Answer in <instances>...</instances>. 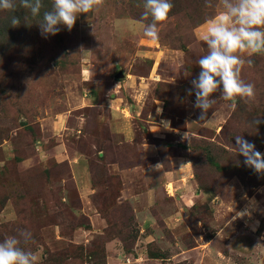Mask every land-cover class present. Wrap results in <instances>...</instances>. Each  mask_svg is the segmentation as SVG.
<instances>
[{
    "label": "rangeland",
    "instance_id": "rangeland-1",
    "mask_svg": "<svg viewBox=\"0 0 264 264\" xmlns=\"http://www.w3.org/2000/svg\"><path fill=\"white\" fill-rule=\"evenodd\" d=\"M209 2L172 0L158 40L144 0H105L47 38L52 0L0 10V241L31 232L39 264H264V175L234 148L242 135L264 154V54L241 71L255 100L218 91L201 121L187 90Z\"/></svg>",
    "mask_w": 264,
    "mask_h": 264
},
{
    "label": "clouds",
    "instance_id": "clouds-1",
    "mask_svg": "<svg viewBox=\"0 0 264 264\" xmlns=\"http://www.w3.org/2000/svg\"><path fill=\"white\" fill-rule=\"evenodd\" d=\"M18 3L33 17L38 16L43 7L42 0H18ZM104 3L105 0H52V10L44 12L42 22L38 24L42 36L47 38L56 35L61 25L71 31L80 14L99 11ZM206 6L213 5L206 0ZM143 7L139 20L143 25V34L158 40L157 25L168 19L174 4L172 0H144ZM215 7L220 11L208 21L206 33L202 37L207 52L197 60L200 72L191 81V89L187 90L189 96L193 92L195 94L193 107L201 110V121L213 108L216 100L212 97L218 91L222 99L231 102L233 108L238 99L245 103L255 100V86L241 78V71L246 63L252 65L253 55L264 54V0H218ZM16 9L17 0H0V10L13 12ZM149 17L151 22L144 24ZM11 23L18 26L20 18L13 16ZM245 54L249 57L247 60ZM260 123L258 118L250 122L254 126ZM165 127H168L167 123ZM234 138L236 155L243 156L244 164L255 173L264 175V154L242 135ZM246 214H249L247 210L239 212L238 217L242 218ZM32 239L31 232L21 229L17 235L0 241V264H39L36 252L21 246L30 244Z\"/></svg>",
    "mask_w": 264,
    "mask_h": 264
},
{
    "label": "water",
    "instance_id": "water-1",
    "mask_svg": "<svg viewBox=\"0 0 264 264\" xmlns=\"http://www.w3.org/2000/svg\"><path fill=\"white\" fill-rule=\"evenodd\" d=\"M120 77H123V75H120Z\"/></svg>",
    "mask_w": 264,
    "mask_h": 264
}]
</instances>
